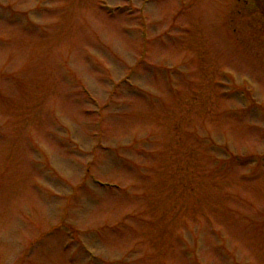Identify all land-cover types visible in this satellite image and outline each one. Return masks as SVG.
Returning a JSON list of instances; mask_svg holds the SVG:
<instances>
[{
	"label": "rangeland",
	"instance_id": "1",
	"mask_svg": "<svg viewBox=\"0 0 264 264\" xmlns=\"http://www.w3.org/2000/svg\"><path fill=\"white\" fill-rule=\"evenodd\" d=\"M254 1L0 0V264H264Z\"/></svg>",
	"mask_w": 264,
	"mask_h": 264
}]
</instances>
